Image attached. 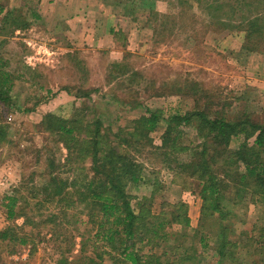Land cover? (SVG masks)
I'll use <instances>...</instances> for the list:
<instances>
[{"label": "rangeland", "instance_id": "374dc122", "mask_svg": "<svg viewBox=\"0 0 264 264\" xmlns=\"http://www.w3.org/2000/svg\"><path fill=\"white\" fill-rule=\"evenodd\" d=\"M50 2L53 4L49 10L56 9L55 0ZM104 2L124 3L125 18L120 20L124 30L115 35L119 46H114L111 54L107 45L89 47L69 38L68 24L62 21L55 26L53 11L49 13L51 18L46 14L43 17V12L49 10L41 11L39 0H0V70L7 72L12 81L8 99H0V232L14 225L18 235L28 237L25 245L0 240V264H88L89 258L110 263L82 202L65 207L45 199L49 171L56 170L63 181L69 182L84 176L80 170H73V165H67L68 152L60 134L47 119L42 122L46 113L80 119L84 121L81 130L97 118L103 128L116 132L146 114L145 108L159 110L164 116L184 113L203 106L207 94L214 101L213 109L233 100L229 114L242 108L263 114L264 88L248 81L258 73L252 65L253 55L264 53L242 48L244 32L211 22L196 0ZM151 11L166 13L169 18L164 24L162 18L154 21ZM8 12L11 17L21 14L28 25L20 28L4 22L2 16ZM194 83L203 93H173L176 88ZM83 92H89V96H83ZM241 95H248L247 101H237ZM164 128V122H159L150 134L155 146L160 145ZM182 131L183 144L189 148L199 144L194 126L183 125ZM233 145L237 146V141ZM189 152L180 153L178 159H188ZM134 158L142 166V180L128 185L133 204L147 197L156 212L162 202H184L192 222L190 231L198 227L201 198L197 183L192 182L191 189L175 183L172 162H162L155 151L142 149L134 152ZM78 164L88 167L90 160L75 162L74 166ZM13 193L19 198L16 210L22 216L9 220L1 200ZM229 209L226 222L233 229L229 238L236 240L237 248L235 261L224 264H252L254 258L261 259L257 264H264L259 242L256 240L255 247L248 245L264 224V205L239 201ZM25 215L32 223L19 230ZM209 224L207 230L213 229L211 221ZM214 240L199 248L201 264H219L210 246ZM137 247L143 253L148 250L143 244Z\"/></svg>", "mask_w": 264, "mask_h": 264}, {"label": "trees", "instance_id": "16d2710c", "mask_svg": "<svg viewBox=\"0 0 264 264\" xmlns=\"http://www.w3.org/2000/svg\"><path fill=\"white\" fill-rule=\"evenodd\" d=\"M196 1L211 22L218 23L223 29L244 32V50L264 53V0ZM151 13L154 21L162 18V24L169 18L166 13ZM2 20L14 27L28 25L21 14L11 17L8 12ZM11 83L9 74L0 70L2 101L8 99ZM186 91L196 96L204 90L194 83L176 88L173 93L186 94ZM82 95L89 96V92ZM247 96L241 95L236 100L245 102ZM205 97L208 101L203 106L168 116L159 110L145 108L146 114L116 132L103 128L97 118H92L88 121L91 124L81 130L84 121L80 119H64L52 113L44 115L42 122L47 119L66 145L67 165L84 173L81 179L74 177L69 182V179L63 181L56 170L49 171L45 199L56 200L65 207L76 201L84 204L88 218L96 228L95 238L103 242V253L109 256V264H201L199 248L209 245L207 241L212 238L215 240L210 246L217 263L235 261L237 243L229 238L233 229L230 222H226L231 214L230 206L239 201L264 205V109L261 116L245 108L229 114L233 100L223 101L219 109H213L211 96L205 94ZM216 98L221 101L218 96ZM159 122H164L165 128L160 145L155 146L150 134ZM183 125L194 126L200 138L197 146L189 148L182 143ZM234 141L237 146L233 145ZM142 149L157 152L162 156V162H172L173 181L184 189H191L194 181L197 183L201 220L194 230L190 231L191 220L184 202H162L156 212L152 211L151 200L147 197L133 204L127 188L130 183L137 184L142 180V166L134 158V152ZM186 151H190L189 158L178 159V155ZM85 159L90 160L88 167L84 164L74 166L75 162ZM70 187L73 189L71 193ZM18 203L15 193L2 197L1 205L6 210L7 219L22 216L16 210ZM209 221L213 224L211 230H207L211 228ZM30 223L32 220L25 215L19 230H24ZM15 229L11 225L1 230L0 240L27 244V235H18ZM259 230V235L250 238L248 245L255 247L257 240L258 249L264 251V224ZM138 244L146 245L147 252L143 253ZM156 248L161 251L156 252ZM88 260V264H102L95 258ZM260 260L254 258L252 264Z\"/></svg>", "mask_w": 264, "mask_h": 264}, {"label": "crops", "instance_id": "0c3cea01", "mask_svg": "<svg viewBox=\"0 0 264 264\" xmlns=\"http://www.w3.org/2000/svg\"><path fill=\"white\" fill-rule=\"evenodd\" d=\"M105 0H55L54 6L51 9L50 0H39V6L45 11L48 9L47 13L43 12L42 16L49 15V13L54 12L55 26L58 23L62 24V21L68 24L67 35L71 39H78L81 43L89 45V47H110L107 52L113 53V48L118 47L117 36L119 31H123L124 28L121 26L120 21L124 16V3H117L108 5L104 2ZM63 7H67L66 9ZM39 10V12H41ZM65 11V13H63ZM49 19V17H46ZM120 21V22H119ZM78 41V43H80ZM111 49V50H110ZM119 49H117L118 51ZM121 51H125L122 46ZM252 57V56H251ZM253 68L258 69L255 73L256 76L251 78L248 82L256 87L264 88V56L257 54L254 56ZM261 75V76H259ZM192 225V222H191Z\"/></svg>", "mask_w": 264, "mask_h": 264}]
</instances>
